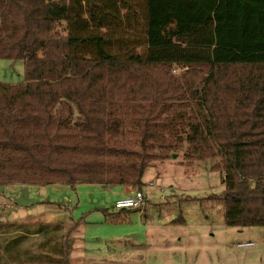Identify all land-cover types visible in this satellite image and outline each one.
<instances>
[{
  "label": "trees",
  "instance_id": "1",
  "mask_svg": "<svg viewBox=\"0 0 264 264\" xmlns=\"http://www.w3.org/2000/svg\"><path fill=\"white\" fill-rule=\"evenodd\" d=\"M0 60L25 68L0 82V186L142 191L185 143L220 156L226 225L264 227V0H0Z\"/></svg>",
  "mask_w": 264,
  "mask_h": 264
},
{
  "label": "rangeland",
  "instance_id": "2",
  "mask_svg": "<svg viewBox=\"0 0 264 264\" xmlns=\"http://www.w3.org/2000/svg\"><path fill=\"white\" fill-rule=\"evenodd\" d=\"M24 71L22 61L0 60L1 83L22 82ZM186 147L146 169L140 210L115 207L128 186L16 183L0 186V221L42 223L48 248L63 259L68 240L81 239L75 264H264V227L226 225L224 204L215 199L224 190L220 156L190 159ZM248 242L255 245L239 246ZM0 264L12 263L5 257Z\"/></svg>",
  "mask_w": 264,
  "mask_h": 264
},
{
  "label": "crops",
  "instance_id": "3",
  "mask_svg": "<svg viewBox=\"0 0 264 264\" xmlns=\"http://www.w3.org/2000/svg\"><path fill=\"white\" fill-rule=\"evenodd\" d=\"M40 224L42 223H30L25 217L8 222L0 221V260L7 257L12 264H50L49 262L75 264L79 260L77 248L81 239L72 237L68 240L70 242L68 254L66 252L68 258H60L58 253L52 256L48 248L50 240L45 237V230L37 226ZM37 244H39L38 251L35 250ZM61 252L64 253L63 250Z\"/></svg>",
  "mask_w": 264,
  "mask_h": 264
},
{
  "label": "built area",
  "instance_id": "4",
  "mask_svg": "<svg viewBox=\"0 0 264 264\" xmlns=\"http://www.w3.org/2000/svg\"><path fill=\"white\" fill-rule=\"evenodd\" d=\"M187 68L175 69V72L184 71ZM111 187V186H109ZM144 202V194L134 186H128L124 197H120L115 201L116 208H137L141 207ZM255 244L252 242L239 244L240 247H252Z\"/></svg>",
  "mask_w": 264,
  "mask_h": 264
}]
</instances>
